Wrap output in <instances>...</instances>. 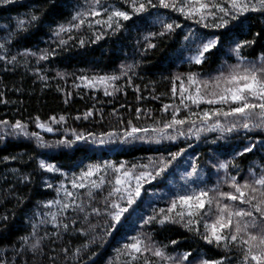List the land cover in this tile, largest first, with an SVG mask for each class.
Masks as SVG:
<instances>
[{
  "label": "trees",
  "instance_id": "obj_1",
  "mask_svg": "<svg viewBox=\"0 0 264 264\" xmlns=\"http://www.w3.org/2000/svg\"><path fill=\"white\" fill-rule=\"evenodd\" d=\"M140 2L146 11L136 13L134 7ZM210 4H219L229 15L210 7L208 11L215 15L205 14L203 20L195 15L199 22H194L172 7H160L159 0L151 4L138 0L135 5L133 0L0 2V122L7 121L0 123V264H180L185 253L190 255L182 264H201L205 259L256 264L250 257L245 261L249 245L241 241L247 240L248 234L264 236V221L258 213L253 212L256 227L239 233L238 240L225 247L224 242L218 246L203 238L211 231L205 225L212 224L218 215L215 203L206 206V215L189 217L187 207L179 204L172 213L167 212L178 197L175 194L160 200L144 199L146 188H160L186 152L202 164L205 179L183 195L201 190L209 197L217 196V191L236 194L230 187L232 177L236 183L253 184L264 176V129L246 130L238 126L241 117L212 115L217 109L227 111L236 106L231 103L193 104L186 98L195 95L197 87L206 98H213L211 92L219 93L229 86L222 81L216 86L215 78L221 72L227 74L237 64L259 65L264 59V7L255 6V11L249 7L238 14L230 7V0H210ZM113 6L124 9L130 19L113 17L109 21ZM157 12L168 16L163 23L179 27L165 31L162 23L152 21ZM232 15L237 18L232 20ZM32 16L37 19L32 20ZM220 17L229 23L216 27ZM191 24L202 34L189 49L181 50L185 27ZM61 27L65 30L60 31ZM212 39H217L216 46L204 53L201 63H195L191 55ZM245 41L251 43L241 48V60L233 50ZM112 76L119 78L106 80L103 87L83 85L84 79ZM189 76L198 83L190 84ZM205 81L209 82L207 88L202 83ZM182 86L186 89L183 93ZM204 111L209 112L207 121L201 120ZM174 113L186 123L165 128ZM217 120L225 129L234 123L237 127L231 132L211 130ZM17 121L27 134L11 128ZM38 123L53 131L37 127ZM132 127L149 131L136 134L144 139L129 138L122 143ZM32 133L42 138L44 146ZM81 134L87 142L76 140ZM61 140L76 142L71 146L56 143ZM172 153H179L175 160ZM42 160L53 164L56 172L41 168ZM221 164L226 167H219ZM90 167L100 170L87 180H78ZM116 168H120L119 173ZM161 168L164 171L156 176ZM124 171L133 176L142 171L155 176L142 181L140 196L130 206L126 196L108 195L116 187L115 177ZM101 178L105 183L99 189L92 188L91 181ZM74 182L86 186L74 188ZM250 194L256 196L253 203L261 199L260 192ZM113 201L128 208L114 228L111 225L115 222L107 214L113 211L108 208ZM65 203L71 206L61 210ZM221 203L251 210L239 201L221 199ZM136 208L145 213L127 231L126 219ZM177 211L185 213L183 220L175 215ZM165 215L177 222L144 223L149 217L163 219ZM251 220L244 217L241 223ZM231 231L226 229L225 235L230 236ZM133 237L143 241L142 249L147 245L150 250L133 253L125 249L134 242ZM157 248L162 257L154 255ZM260 250L253 247L252 253Z\"/></svg>",
  "mask_w": 264,
  "mask_h": 264
},
{
  "label": "snow or ice",
  "instance_id": "obj_2",
  "mask_svg": "<svg viewBox=\"0 0 264 264\" xmlns=\"http://www.w3.org/2000/svg\"><path fill=\"white\" fill-rule=\"evenodd\" d=\"M0 2L3 3H11L12 0H0ZM98 2V0H97ZM138 2V0H133V4L135 5ZM261 7H264V0H258ZM148 3L151 4L152 0H148ZM181 6L177 9L176 0H159V6L163 8L172 7L176 10H179L181 13H185L188 17H192L195 15H199L200 19H205V14L207 15H215V13L208 11L210 7L216 8L217 11L224 13L226 16L229 15V12L224 7H220L219 4H210V0H180ZM155 6V5H153ZM230 7L234 9L238 14H243L244 12H247L249 10V4L244 2V0H230ZM252 10L255 11V6H252ZM146 11V5L143 2L139 3V7H134V12L140 13ZM96 14V13H93ZM113 17H119L123 20L130 19V16L128 13L124 11H113L109 15V21L112 20ZM237 18L236 15H232L231 19L235 20ZM36 16H32V20H36ZM75 19V17H74ZM84 21L81 20V23ZM162 23L163 28L165 31H172L174 30V27H179V25H174L171 23H163V21H158ZM199 22V21H197ZM23 23V22H21ZM229 23L228 20L224 19L223 17H220V23L215 24L216 27H224ZM63 27H61L60 31H64ZM164 32H161L160 35H163ZM217 39L209 40L207 43H203L198 48V55H195L191 57L192 60L195 61V63L199 64L201 63V58L203 57L204 53L209 51L211 48L215 47L217 44ZM251 43L250 41H245L239 44H236L234 48V52L237 55L238 58L243 60L242 57H240V50L244 46V44ZM152 47L153 45H149ZM0 47H3V45H0ZM45 56H41L40 59H45ZM0 59H3V57H0ZM15 60V57L12 58ZM119 77L112 76V77H100L99 80L101 82H105L106 80H116ZM216 80V86L219 87L221 81L225 83L226 85H229L227 87H224L219 93L217 92H211L209 95L213 98H206L201 93V88H196L195 95H188L186 98L191 101L193 104H199L201 102L208 103L210 105L213 104H233L236 105L235 107L229 108V110L224 111L223 108L215 110V112L212 113V115L220 116L223 115L225 117H241L243 118L241 121H238V126L242 127L246 130H250L251 128H259L264 129V59H262L261 63L259 65L252 63L248 65H241L237 64L234 66H231L230 71L225 74L221 72V75ZM189 83L190 84H197L198 82L194 78V76H189ZM203 86L207 88L208 83L207 81L202 82ZM186 91V89L182 86L181 92L183 93ZM106 94H110L106 90ZM183 103V99L181 101ZM168 106H165L167 109ZM87 115H91V113H88ZM258 117V121H254V118ZM209 119V112L204 111L203 115L201 116L202 121H207ZM53 123H56L57 121L55 118H52ZM64 117H60V121H63ZM3 124H7V121L0 122ZM185 120L177 119L175 113L173 114V118L170 122L165 123V128H172L173 125H183L185 124ZM193 123H195L193 121ZM37 127L43 128L45 131H53V129L47 125L44 124H37ZM237 127V123L232 124L228 128H224L220 121L217 120L214 125H212L211 130H216L219 128L221 132L228 131L231 132ZM11 128L13 130H18L20 133L27 134L25 126L20 122L17 121L15 124L11 125ZM148 132L149 129H140L137 127H132L130 131H127L125 133V139L121 141L122 143L128 142L129 138L131 140L136 139H144V137L137 136L136 134L138 132ZM152 131H163L162 129H156L153 128ZM183 133H181L182 135ZM31 135L36 136L40 142L41 145L44 146L42 138L38 136L37 133H32ZM114 134H109V136H112ZM169 140H175V136H167L166 137ZM76 140H85L86 137L81 135L76 136ZM76 141H69V140H61L56 143L63 144L66 146H71ZM87 142V141H86ZM92 143H95L96 141H91ZM100 143H105L106 141L101 140ZM111 142V140L107 141ZM159 140H156V143H159ZM251 149H245V151H250ZM177 155L179 153H172V159L175 160ZM163 163V161H161ZM41 168H46L48 171H52L53 168L51 165H46L43 162L40 164ZM110 167V166H109ZM123 167V165H121ZM219 167L224 168L226 167L225 164L219 165ZM99 167H97L95 170L89 169L87 172L83 174L81 177V180H83V177H91L94 175V171H99ZM115 171L117 173L120 172V168H116ZM164 171V168H161L158 172H156V176H159L161 172ZM193 172H195V167L193 168ZM193 173H188L189 176H191ZM130 173L128 171H124L122 176L117 175L115 177V185L116 187H113L111 191H109V197H111L113 194H120V199H125V196L127 198L128 205H132L135 202V198L140 196L141 193V187H142V181H147L148 179H154L155 176L152 175L150 172H140L139 175H136L134 179L136 180V186L135 189L131 188H124V185L127 183V178H129ZM232 183L230 184V187H232L235 190L234 194L233 192H219L217 191V196L220 199H217V196L209 197V193L207 191L201 190L199 193L193 194V195H182L178 196L176 200L172 201L171 207L168 208L167 212L172 213L176 208L177 204H179L181 207L186 206L187 216L193 217L196 215H206L203 210L208 206H210L215 203L216 209L218 212V215L216 216L215 221L210 225H205L206 230L211 229V231L205 235L203 238L208 243L215 242L218 246L221 244V242L225 243V247L228 246L229 242H236L238 240V234L241 232H246L248 228L250 227H256V218L253 215V212L258 213L260 215V218L262 221H264V191L261 189H264V176H261L258 179H255L253 184H249L248 182H245L244 184L236 183V177L231 178ZM105 181L103 178L99 182L97 181H91V187L94 189H99L102 184H104ZM111 183V181H109ZM254 185L261 186L260 188L255 187ZM86 185L81 182L79 184L73 183L74 188H84ZM134 191V194H133ZM260 192L261 199L253 203V201H256V196L251 195L250 193ZM67 196L71 197L73 196V193L67 192ZM221 199H226L229 201H239L241 204H247L249 205V208L251 210H245L243 208H234L233 206L227 204V203H221ZM59 203V201H57ZM70 204H63L61 210H65L69 208ZM77 208H79L81 211H83V208L80 205H77ZM108 208L113 209V211H109L107 214L109 215L110 219L115 222L111 225V227H115L116 223H118L122 217V215L128 211V208L122 207L118 202L113 201L108 205ZM93 211L97 212L99 214L98 210L94 209ZM163 211V210H161ZM177 217L180 218V220L184 219L185 213L183 211H177L175 213ZM244 217H251L252 220L249 222L241 223V219ZM53 218L55 219V214H53ZM157 221L161 224L165 222H177L173 220L171 216L165 215L163 219H159L157 216L149 217L147 220L144 221L145 224L150 223L152 221ZM191 223V221H189ZM35 227V226H34ZM232 230L229 235H225V230ZM134 240L133 243L126 244L124 247L125 249L131 250L133 253H140L142 250L147 251L150 250V246L145 245L142 249L141 245L143 241L137 237L132 238ZM252 241H258V244L253 245L250 242ZM243 244L249 245L247 252L245 254V261L247 262L248 258L250 257L252 261H255L256 264H264V236L258 237L254 234H248L247 240L241 241ZM175 243V241H173ZM36 245H33V248H35ZM253 247H259L261 250L257 252L256 254L252 253ZM154 255L157 257H162L164 254L162 250L155 249ZM189 253H185L182 258H180V264H182L183 260H187ZM136 257L134 256L133 259ZM172 259V258H168ZM201 264H221V261H209V260H202Z\"/></svg>",
  "mask_w": 264,
  "mask_h": 264
},
{
  "label": "rangeland",
  "instance_id": "obj_3",
  "mask_svg": "<svg viewBox=\"0 0 264 264\" xmlns=\"http://www.w3.org/2000/svg\"><path fill=\"white\" fill-rule=\"evenodd\" d=\"M244 2L249 4V7L256 6L259 7L260 4L258 0H244ZM181 6L180 2L177 4V9ZM113 11H124V9H121L119 7L113 6V8L110 11V14ZM179 11V10H177ZM182 17L187 18L188 20H192L196 22L198 19L196 16L188 17L185 13H181ZM168 19V16L164 12H157L155 16L152 18V21L158 22V21H165ZM172 21H176V19L171 18ZM160 23V22H158ZM201 32H199L194 24H191L187 27H185V34L182 38V42L180 45L181 50H187L192 46V43L196 38H199L201 36ZM1 37V36H0ZM208 42V40H207ZM198 55V51L193 53L191 57ZM106 82H101L99 78L95 79H84L83 80V85L85 86H90L93 88L100 87V86H105ZM46 165H51L53 170L48 171L46 168H44L48 173H55L56 170L53 166V164H49L44 162L43 160L41 161ZM40 162V164H41ZM195 167V172H193V168ZM93 169L92 167H90ZM89 168V169H90ZM88 169V170H89ZM86 170L85 172H87ZM94 170V169H93ZM84 172V173H85ZM82 173L79 177L78 180H81V177L83 176ZM188 173H193L191 176L188 175ZM122 176V174H119ZM135 176L130 175L129 178H127V183L124 185V188H131L135 189L136 186V180L134 179ZM88 177H83V180H87ZM205 179V173H204V168L202 164H199L198 161H196V156L192 155L189 152H186L180 161L177 163V166L175 168L174 173H170L169 176L166 178L164 184L160 188H146L145 194H144V199L146 200H160L163 199L167 196L170 195H177V196H182L187 190L193 189L200 185L201 182H203ZM186 212L188 211L185 209ZM144 210L141 208H136L134 209L130 215L126 219V224H125V229L128 231L129 229L134 226L136 222H138L144 215ZM127 233V232H126Z\"/></svg>",
  "mask_w": 264,
  "mask_h": 264
}]
</instances>
